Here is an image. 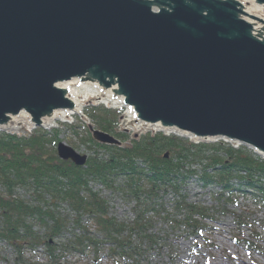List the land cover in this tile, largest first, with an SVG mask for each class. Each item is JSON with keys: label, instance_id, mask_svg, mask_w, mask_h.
Returning a JSON list of instances; mask_svg holds the SVG:
<instances>
[{"label": "water", "instance_id": "obj_1", "mask_svg": "<svg viewBox=\"0 0 264 264\" xmlns=\"http://www.w3.org/2000/svg\"><path fill=\"white\" fill-rule=\"evenodd\" d=\"M119 131H174L264 160V0H0V132L28 136L83 108ZM121 128V129H120ZM57 156H86L59 143Z\"/></svg>", "mask_w": 264, "mask_h": 264}, {"label": "trees", "instance_id": "obj_2", "mask_svg": "<svg viewBox=\"0 0 264 264\" xmlns=\"http://www.w3.org/2000/svg\"><path fill=\"white\" fill-rule=\"evenodd\" d=\"M84 113L95 130L127 140L128 135L118 130V110L98 105L85 109ZM75 126L73 123L69 128ZM38 129L40 133L35 134L34 130L27 137L0 133V240L14 246L18 253L22 248L33 251L43 245L49 262L56 264L61 256L84 254L86 250L97 256L101 247L108 244L111 257L136 261L142 256L141 246L132 245V235L150 247L170 234L176 235L181 228L187 232L200 228L194 217L204 214L187 203L182 193L183 185L194 176L203 187L215 185L223 194L235 191L244 194L247 189L264 207V160L243 151V147L236 150L225 143L182 146L170 143L185 142L175 135L145 134L128 147H105L116 150L109 156L93 150L85 166L79 167L59 160L55 150L59 140L47 137L43 128ZM87 129L83 126L85 133ZM89 139L94 142L90 136ZM216 148L226 152L225 159L201 154L206 150L217 151ZM198 165L199 174L193 168ZM117 178L122 179V184L114 187ZM232 180L244 190L233 188ZM89 181L121 191L133 205L136 215L133 221L126 224L108 217L106 201L90 190ZM22 189L33 199H21ZM167 192L174 197L171 211L164 202ZM61 204L66 207L65 213L58 209ZM84 216L102 235L101 239L87 230ZM158 219L166 225L163 235L151 233ZM35 226L44 227V235L38 234ZM76 229L81 230L79 234ZM64 236V241H53Z\"/></svg>", "mask_w": 264, "mask_h": 264}, {"label": "rangeland", "instance_id": "obj_3", "mask_svg": "<svg viewBox=\"0 0 264 264\" xmlns=\"http://www.w3.org/2000/svg\"><path fill=\"white\" fill-rule=\"evenodd\" d=\"M88 108L90 106L84 107L83 109ZM106 109L113 110L110 107H106ZM83 115L87 120L86 122L92 126L90 118L88 119L86 117L84 111ZM72 122L76 125L74 128H69L68 123L63 124L59 121H56L50 127L43 128V133L47 137L59 140L55 145L56 155L57 145L63 143L72 148L77 154L81 156L85 155L86 160L93 154V150H99L109 156L115 153L114 151L116 150L106 149L108 147L116 149L128 147L132 144V141H137L143 135L149 134L153 136L156 133H161L165 136L175 135V137L185 141L178 143L169 141L175 145L186 146L187 143H192L190 138L175 133L174 131L159 132L153 129L146 133L141 131L138 135H134V131L129 128V131L123 132L128 135L126 141H122L109 134L118 141V144H103L104 147H99L97 145L102 144L93 140L89 130L87 129V133L89 134L83 130V126L87 127L85 123H82L83 121L75 119L73 121L71 120L70 123ZM36 129H34L35 131L32 130L31 133L33 131L35 134L40 133V130L38 128ZM92 129H94L93 126ZM89 136L94 141L93 143H91ZM217 143L220 142L217 141ZM215 144L210 143L208 145ZM239 147L236 150H239ZM243 151L248 150L243 149ZM201 154L205 155V157L216 155L221 159L226 158V152L221 149H217V151L206 150L202 151ZM58 159L64 161L59 157ZM193 168L199 174L201 169L200 165L193 166ZM120 184H122V179L117 178L113 186L116 187ZM231 184L235 189L241 188L244 190L245 188L236 180H232ZM88 186L91 191L97 192L99 197L106 201L108 217L126 224L131 223L136 217L132 211V203H129L121 191H113L95 181H89ZM183 186L184 191L182 193L185 196L186 202L200 208V211L204 214L194 217L198 221L199 229L187 232L181 228V231L176 235L170 234L164 241H160L156 246L150 247L137 241V238L132 235V245L139 243L141 246L139 250L142 256L138 257L136 261L128 258L115 259L111 257L109 252L110 246L104 244L97 256L91 250H86L84 254L61 256L57 259L58 263L56 264H264V207L258 203V200L253 199L250 191L245 189L244 194L236 191L234 193L223 194L221 189L215 185L203 187L202 182L197 181L195 176L188 179ZM19 193L20 197H22L21 199H33L31 194L24 189L19 190ZM47 197L45 196V200ZM173 200V195L167 192V197L164 202L169 208L166 209L169 211H171L170 205ZM65 208V205L61 204L58 209L60 212L65 213ZM83 219L87 223L86 227L90 234L101 239L102 235L97 233L93 223L86 216ZM165 226L158 219L154 222L151 233L155 234L160 232V235H163L162 233L166 230ZM34 229L41 236L45 233L44 227L35 226ZM80 231V229L75 230L77 234ZM64 238L65 236L63 238H55L53 241L58 243L64 241ZM56 254L59 256V251ZM49 259L43 245L35 247L33 251L28 248H22L21 252L18 253L14 246L7 241L0 240V264H53L49 262Z\"/></svg>", "mask_w": 264, "mask_h": 264}]
</instances>
